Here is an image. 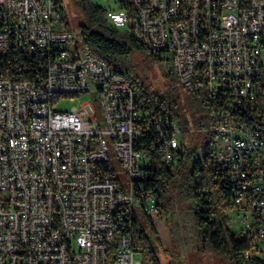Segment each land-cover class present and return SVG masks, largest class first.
Returning <instances> with one entry per match:
<instances>
[{"label": "built area", "instance_id": "2783aa9c", "mask_svg": "<svg viewBox=\"0 0 264 264\" xmlns=\"http://www.w3.org/2000/svg\"><path fill=\"white\" fill-rule=\"evenodd\" d=\"M63 1L0 0V264H143L131 224L162 212L149 151L174 164L180 124L59 27ZM114 1L105 17L212 103L216 178L264 260V0Z\"/></svg>", "mask_w": 264, "mask_h": 264}, {"label": "trees", "instance_id": "16d2710c", "mask_svg": "<svg viewBox=\"0 0 264 264\" xmlns=\"http://www.w3.org/2000/svg\"><path fill=\"white\" fill-rule=\"evenodd\" d=\"M69 6L78 18L76 26L82 28L85 48L105 59L112 69L127 74L133 86L138 84L142 88L141 93L136 91V97L141 100L143 109L153 108L160 113L174 115L180 124L181 145L174 164L168 165L155 152L149 151L146 182L158 193L161 211H169L178 204L189 208L196 221V235L203 247L234 264H248L244 254L252 249L251 242L239 231L229 228L228 216L224 213L226 208L235 206L236 186L216 178L218 169L212 160V150L217 133L209 130L212 103L205 92L185 90L176 84L175 78L164 91H149L139 77L131 76V61L137 50L154 54L144 48L131 29L124 27L122 30L109 21L104 15L106 6L93 0H69ZM64 22L67 27H73L68 13ZM191 131L199 132L195 145H191ZM146 217L150 226L140 218H134L130 229L142 263L161 264L148 229L157 238L158 232L153 217ZM258 260L256 264H264L262 258L258 257Z\"/></svg>", "mask_w": 264, "mask_h": 264}, {"label": "rangeland", "instance_id": "374dc122", "mask_svg": "<svg viewBox=\"0 0 264 264\" xmlns=\"http://www.w3.org/2000/svg\"><path fill=\"white\" fill-rule=\"evenodd\" d=\"M93 1L104 6H107L108 2L111 1L112 7L117 8V3L114 0ZM60 7H64V9L61 10ZM66 13L69 14L73 27L77 28L78 18L72 12L69 0H64L59 4V15L63 19V23H60L59 27L64 28L66 26L64 22ZM55 28H57L56 25ZM120 28L124 30V27ZM131 65V76L133 78L139 77L141 83L145 84L149 91H164L172 79H176L175 69L173 66L169 68L168 60L165 57L160 59L142 50H137L134 53ZM134 89L137 93L142 92V88L138 84H134ZM94 95V92H87L74 99H64L60 107L70 108L74 104H79V99L83 101L92 100L97 104V100L93 98ZM198 134L197 131H191V145L196 144V135ZM199 152H201L200 148ZM189 210V208L178 204L173 209L169 211L162 210L161 213L153 217L158 238L149 229L148 234L159 262L161 264H234L227 258L200 244L195 232L196 221ZM224 213L228 216L229 228L234 232H238L241 222L236 207L233 205L226 208ZM140 220L145 221L147 226L151 225L146 215H141Z\"/></svg>", "mask_w": 264, "mask_h": 264}, {"label": "bare ground", "instance_id": "6f19581e", "mask_svg": "<svg viewBox=\"0 0 264 264\" xmlns=\"http://www.w3.org/2000/svg\"><path fill=\"white\" fill-rule=\"evenodd\" d=\"M65 95H72V87H65ZM244 255H253V246L252 249L246 251Z\"/></svg>", "mask_w": 264, "mask_h": 264}]
</instances>
